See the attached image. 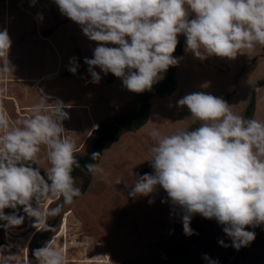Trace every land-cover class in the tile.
I'll return each mask as SVG.
<instances>
[{
    "label": "clouds",
    "instance_id": "1",
    "mask_svg": "<svg viewBox=\"0 0 264 264\" xmlns=\"http://www.w3.org/2000/svg\"><path fill=\"white\" fill-rule=\"evenodd\" d=\"M36 0H32L35 6ZM62 15L81 27L85 37L96 42L92 58H85L93 83L111 73L132 93L151 91L178 64L173 56L178 36L186 37V50L200 59H235L264 46V0H54ZM39 15V14H38ZM191 17V18H190ZM42 20V15L39 16ZM112 45V46H109ZM12 41L0 30V79L12 75L9 60ZM72 63V61H70ZM77 66L69 68L73 74ZM207 87V85H204ZM3 90L0 89V92ZM41 95L30 115L10 123L0 104V220L18 226L23 217L5 215V208L23 211L46 225L48 214L40 204L62 197L71 204L82 195L73 176L80 162L76 143L63 121L67 106ZM186 106L198 126L164 135L153 129L150 152L152 173L139 176L129 195L148 196L162 188L174 209L182 214L186 236L192 216L215 219L239 250L255 240L248 227L264 224V121L233 112L234 105L203 91L178 101ZM44 150L50 167L46 178L31 165ZM100 154L93 153L96 159ZM84 167L103 175L98 164ZM35 200L37 207L32 206ZM152 203V201H149ZM221 246H227L223 240ZM40 264H67V257L52 241L35 251ZM17 256H0V264H12ZM207 259V257H205ZM215 264V262H210Z\"/></svg>",
    "mask_w": 264,
    "mask_h": 264
},
{
    "label": "rangeland",
    "instance_id": "2",
    "mask_svg": "<svg viewBox=\"0 0 264 264\" xmlns=\"http://www.w3.org/2000/svg\"><path fill=\"white\" fill-rule=\"evenodd\" d=\"M3 29H7L12 41L9 60L14 71L0 79V104L13 126L14 121L29 117L31 107L40 101L41 95L52 96L67 106L65 135L74 139L76 156L84 157L93 152L109 122L138 108L144 92H129L122 80L111 73L105 75L97 67L94 70L101 79L99 83L92 82L84 61L93 57L97 43L62 15L54 0H36L35 6L32 0H0V30ZM182 37L184 55L174 56L179 61L175 93L165 99L154 98L149 111L152 116L149 114L150 121L143 128L124 133L103 148L98 163L104 169L103 175L93 174L84 196L74 198L73 203L62 208L57 228L46 241H40L39 233L51 225L54 214L47 215L46 225L35 226L36 219L25 212L21 215L22 224H2L0 256H17L12 264H30L32 254L52 241L67 257V264H164L169 250L181 248L194 235H185L182 214L174 209L162 188L157 187L148 196L129 195L138 177L153 171L150 149L154 140L150 132L158 129L168 135L198 126L199 121L190 120L189 109L178 101L199 91L227 99L234 105L233 112L243 116L254 94L253 118L264 121V86L258 87L264 81V46L238 54L235 59L213 56L200 60L186 50V37ZM77 65L75 74L69 71ZM168 71L157 84L166 79ZM83 106L91 108L90 118ZM34 166L47 172L50 165L44 150ZM75 178L76 186L82 190L87 174L80 173ZM60 201L63 202L62 197H51L40 207L49 213ZM199 217L196 214L191 218L194 233ZM246 230L255 232V240L236 250L217 222L207 229L194 249L174 264H264V224ZM221 240L226 247L221 246Z\"/></svg>",
    "mask_w": 264,
    "mask_h": 264
},
{
    "label": "trees",
    "instance_id": "3",
    "mask_svg": "<svg viewBox=\"0 0 264 264\" xmlns=\"http://www.w3.org/2000/svg\"><path fill=\"white\" fill-rule=\"evenodd\" d=\"M178 41L179 43L177 45L175 52L173 53V56L182 57L184 55L182 35L178 36ZM262 86H264V81L258 84V87H262ZM175 91H176V66H172L169 68L168 76L162 83H160V85L159 84L154 85L151 91H146L140 95L138 108L132 114L108 123V125L104 128L103 132L96 140L93 148V152L91 154L84 157L76 156L81 166L79 168L74 169L73 176L77 177L80 173L87 174V180L81 190L82 195L80 197L84 196V194L86 193L93 177V174L89 173L88 170L84 167V165L98 164L102 158L103 148L106 145L116 142L124 133L135 132L143 128L148 123L149 120L151 101L154 98H159V99L169 98L175 93ZM255 106H256V96L253 94L251 98V102L246 109L244 115L245 118H253ZM93 153H98L100 154V156H98L96 159H93L92 158ZM31 166L36 168L34 164H32ZM41 175L45 176L46 178V173H44L43 171H41ZM44 201L45 200H43L41 203H43ZM33 205H36L35 200L32 201V206ZM65 205L66 204L60 201L57 207H59L61 211ZM60 211L58 214H54V217H52L53 220L51 225L47 229H43L39 233L41 235L40 241L44 242L51 235H53L59 223L58 217ZM23 212H24L23 206H17L16 209H12V208L4 209L5 215L21 216ZM5 222L6 221L0 220V233H1V225L4 224ZM216 223L217 221L215 219L208 220L200 216L199 223L195 231L196 234H194L190 239H188L181 248L174 251L169 250L167 252V256L164 264H174L178 260L183 259L188 252H190L200 243L207 229L214 226ZM38 260L39 258L35 257V255L32 254V260L30 264H37Z\"/></svg>",
    "mask_w": 264,
    "mask_h": 264
},
{
    "label": "bare ground",
    "instance_id": "4",
    "mask_svg": "<svg viewBox=\"0 0 264 264\" xmlns=\"http://www.w3.org/2000/svg\"><path fill=\"white\" fill-rule=\"evenodd\" d=\"M190 55V54H189ZM188 55V56H189ZM59 57V56H58ZM185 57V56H184ZM188 58V57H187ZM184 59V58H183ZM50 78V76H48L47 78H45L43 81H45V80H48ZM179 80V81H178ZM43 81L41 82V84L43 83ZM177 81L178 82H180V75L178 74V76H177ZM180 84V83H179ZM40 85V84H39ZM39 91H41L40 89H38ZM46 97H48L49 98V100L48 101H51V102H56L57 100H56V98H54V97H52V96H46ZM84 107V110H86V114L88 115H90L91 116V108L90 107H88V106H83ZM152 112V111H151ZM260 113V112H259ZM89 115H88V118H90L89 117ZM151 115V114H150ZM152 116V115H151ZM153 120V119H152ZM151 120V121H152ZM150 121V120H149ZM152 123V122H151ZM94 126H96L95 128H97V125H96V123H94ZM89 139V137L87 138V140ZM55 202V201H54Z\"/></svg>",
    "mask_w": 264,
    "mask_h": 264
},
{
    "label": "crops",
    "instance_id": "5",
    "mask_svg": "<svg viewBox=\"0 0 264 264\" xmlns=\"http://www.w3.org/2000/svg\"><path fill=\"white\" fill-rule=\"evenodd\" d=\"M13 108H14V106H13ZM14 113L16 114V111H15V109H14Z\"/></svg>",
    "mask_w": 264,
    "mask_h": 264
}]
</instances>
